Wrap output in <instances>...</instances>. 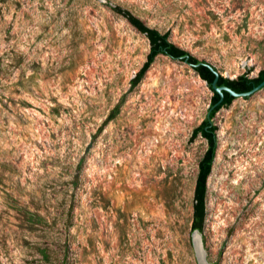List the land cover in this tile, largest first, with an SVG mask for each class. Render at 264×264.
<instances>
[{
  "label": "rangeland",
  "instance_id": "1",
  "mask_svg": "<svg viewBox=\"0 0 264 264\" xmlns=\"http://www.w3.org/2000/svg\"><path fill=\"white\" fill-rule=\"evenodd\" d=\"M110 4L226 77L264 68V0H3L0 264H201L191 136L213 91L164 54L133 87L150 43ZM214 121L206 263L264 264V88Z\"/></svg>",
  "mask_w": 264,
  "mask_h": 264
},
{
  "label": "trees",
  "instance_id": "2",
  "mask_svg": "<svg viewBox=\"0 0 264 264\" xmlns=\"http://www.w3.org/2000/svg\"><path fill=\"white\" fill-rule=\"evenodd\" d=\"M3 0H0V3ZM110 7L116 13L124 16L135 28L142 32L149 40L150 51L147 59L132 79V86H137L144 78L154 60L159 54L170 56L173 59L183 60L192 65V67L199 73V75L208 83L213 91L211 99V106L208 115L202 122L193 129L191 139H195L201 135L207 141V149L199 161L198 174L196 178V185L194 190V213L192 220V230L204 232L205 221L207 215V193H208V179L212 173L213 165L216 159L217 149L219 145L218 130L219 126L215 123L214 118L217 112L223 107H229L236 99L228 91H224V97L221 99L220 94L213 88V81L215 74L210 68V62L199 59L193 55L189 50L179 46L171 40L169 31H161L156 27L148 25L143 19L135 15L130 9L119 5L110 4ZM264 79V68H262L255 77L249 76L248 73L239 74L235 78H230L219 74L217 85H228L236 91L242 92L250 90L253 86L259 84ZM249 96L245 97L248 98ZM36 216L38 219L41 216Z\"/></svg>",
  "mask_w": 264,
  "mask_h": 264
},
{
  "label": "water",
  "instance_id": "3",
  "mask_svg": "<svg viewBox=\"0 0 264 264\" xmlns=\"http://www.w3.org/2000/svg\"><path fill=\"white\" fill-rule=\"evenodd\" d=\"M209 66L215 74V79L213 81L212 86L215 89V91H217L220 94L221 99H223V97H224V91H228L232 96L237 98V97L250 96V95H252V94L256 93L257 91L264 88V79L259 84L253 86L250 90L242 91V92L236 91L228 85H217V81H218L220 72L218 71V69L216 68L215 65L209 64ZM195 232L197 233V235L199 237L198 248H199L200 252L198 253V257H199V260H201V258H202V261L204 262L203 264H205L207 261L205 259V253H204L203 244H202V240H201V233L197 230H195ZM200 263H201V261H200Z\"/></svg>",
  "mask_w": 264,
  "mask_h": 264
},
{
  "label": "bare ground",
  "instance_id": "4",
  "mask_svg": "<svg viewBox=\"0 0 264 264\" xmlns=\"http://www.w3.org/2000/svg\"><path fill=\"white\" fill-rule=\"evenodd\" d=\"M196 240H195V246L198 248V242H199V239H198V237L197 238H195ZM201 263L203 264L204 262L202 261V258H201ZM205 264H207V263H205Z\"/></svg>",
  "mask_w": 264,
  "mask_h": 264
}]
</instances>
